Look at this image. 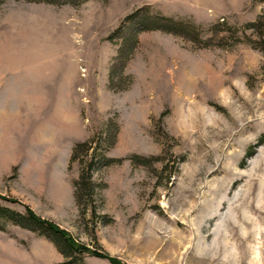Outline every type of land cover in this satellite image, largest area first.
<instances>
[{
	"label": "rangeland",
	"instance_id": "obj_1",
	"mask_svg": "<svg viewBox=\"0 0 264 264\" xmlns=\"http://www.w3.org/2000/svg\"><path fill=\"white\" fill-rule=\"evenodd\" d=\"M145 7L188 28L123 24V64L109 37ZM0 77V207L121 264H264V0H2ZM66 261L0 220V264Z\"/></svg>",
	"mask_w": 264,
	"mask_h": 264
},
{
	"label": "trees",
	"instance_id": "obj_2",
	"mask_svg": "<svg viewBox=\"0 0 264 264\" xmlns=\"http://www.w3.org/2000/svg\"><path fill=\"white\" fill-rule=\"evenodd\" d=\"M2 0H0L1 2ZM34 2H44L50 4H69L72 6H78L86 0H32ZM133 23L135 26L140 28V31H151V30H160L168 33H173L177 35H182L183 30L188 28L186 22L176 21L171 18H163L158 15H153L150 13L149 8H141L137 10L134 14L126 17L120 24V26L112 33V38L114 35L120 33L118 39L123 38V44L119 47L116 55V60H122L123 64L128 61L129 55L132 52V49L127 48V41L124 31L126 28L122 25L127 23ZM161 22H165L164 24ZM94 140L88 142L76 144L71 152L70 163L78 160L81 153H85L86 161L81 160V169L77 182L75 183V200L80 204L83 198L87 195H91L90 187L91 183V173L92 168L98 162H108L104 155L97 154L96 148H93ZM92 152L89 154V151ZM82 164H85L84 166ZM107 164V163H105ZM0 220L5 222H10L14 225L20 226L22 228L39 232V234L49 238L58 248L61 249L67 261L63 264H84L82 260V255H92L102 259L108 260L111 264H121L118 260L108 256L106 253H99L95 250L89 249L87 246L76 242L68 232L59 228L53 222L47 221L40 217H37L31 210L27 209L25 214H19L9 209L0 207Z\"/></svg>",
	"mask_w": 264,
	"mask_h": 264
},
{
	"label": "bare ground",
	"instance_id": "obj_3",
	"mask_svg": "<svg viewBox=\"0 0 264 264\" xmlns=\"http://www.w3.org/2000/svg\"><path fill=\"white\" fill-rule=\"evenodd\" d=\"M25 58H26V57H25ZM32 59L34 60V58H32ZM25 60H26V59H25ZM25 60H23V61H25ZM27 60H29V59H27ZM27 60H26V61H27ZM0 78H1V77H0ZM0 81H1V80H0Z\"/></svg>",
	"mask_w": 264,
	"mask_h": 264
}]
</instances>
